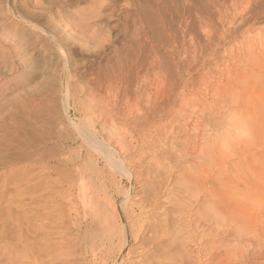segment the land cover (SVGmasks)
I'll return each instance as SVG.
<instances>
[{
	"label": "rangeland",
	"instance_id": "obj_1",
	"mask_svg": "<svg viewBox=\"0 0 264 264\" xmlns=\"http://www.w3.org/2000/svg\"><path fill=\"white\" fill-rule=\"evenodd\" d=\"M200 1L201 0H188V2L187 0H0V264H22V258L24 259L23 264H116V262L118 261V255L116 251L121 244V239L118 236L117 232H115L113 246L111 245L113 249L111 250L102 246H98V248L96 247L93 250H90V246H88V250H85L83 248V244H79V242H77V244L75 245L74 243L69 242V239L83 237L86 233L89 234L88 236L91 235L92 237L95 234L93 229L95 226L92 224L87 211L86 215H84V211L82 210L80 202L77 198L74 199L78 205L76 220L78 222L81 221V229L79 231H77L71 223L70 225L67 224L70 222L69 215H65L66 217L60 215V218H58L59 216L52 217V214H50L51 221L49 219L48 222H45L38 218L37 213L38 210L44 211L45 209L46 211L48 209H51V205H53L51 182L57 177L65 181L66 178L72 179V182L74 184H79L82 179L85 184L88 183V185H90L89 190H91L94 185H99L101 180H103L104 175L109 170H113V172H116H112L116 178L120 177V174H118L119 169L115 164L114 159V157L118 158L117 153H114L115 155H113L112 152L113 157H110V163L109 161L107 162L103 160L101 155H98L96 151H103L105 150V148H102L99 143L90 146L83 140L81 136L82 132H91V129L85 126L86 124L80 120L81 115L79 113H75L72 108L69 109V116L74 121V125L67 120L65 111L63 109V106L66 102L64 100H66L65 98L67 97V94L65 92H67V89L69 88L68 83L74 82L77 91L81 92L80 90H83L84 95H82V98L88 97V99H90L91 94L96 91L93 89V85L95 86L94 83H91V89H93V92L88 87V85H90L89 82H93V80H91L92 75L97 74L100 66L101 68H103L104 65L108 63L107 61L109 59L118 60L117 63L121 64L120 66L122 70L119 66L118 70H121L120 72L123 76L122 81H124L127 85L122 82L120 91L124 90L126 92L127 90L135 88L134 81H141L142 76H144L145 74V69L143 67H139V64L142 60L143 62H146V60H157L161 63L163 62V60L165 62L166 59V61L169 62L178 59V71L182 73L185 70L184 72L187 73H184L183 75H187L188 72H190L185 77L195 79L197 77H200L202 73H204V75L207 76L208 79L212 78L210 80H212L214 84L217 82L216 85H218L220 82L221 85H223V83L226 84L230 82L225 75H221L220 70L222 71L225 67H228L238 71V69L240 68L238 71V76L235 77L237 80L235 78L234 80H232L234 82L236 81L237 83L235 82V84L232 81L230 83L231 86H237V84L239 85L244 83L242 84L243 87L240 85L242 89L240 88L239 90L241 91L243 89H247V96L245 101H243L244 104H242V106L239 104L241 107H233L230 103L227 106V104H224L225 102H223V100L219 98V96L215 93H212L209 96V94L206 95L204 91H200L197 95L199 100H202V97L205 96L206 97L203 99H208L209 97H211L208 99L209 103L212 101L214 103L218 100L222 101L221 104H223V106L226 105L227 109L229 108L228 112H231V110L235 111L234 109H237L238 107V109L241 108V110L239 111L236 110L238 116V121L236 123L237 126L242 124V128L240 127V129L236 126V131H232V133H230L231 126L228 125L229 128H226L228 134L226 133L222 137L220 135L219 138H223L224 140L226 138L228 140L230 139V142H228L227 139L225 141L221 139L218 141L219 143L217 142V145H219V147L216 150V155H213L214 158L212 159L210 164H213V167H211L214 168H211L210 171H213L214 173L216 171H223V176L232 178L229 181L231 183L229 184L228 182L229 186L227 184L225 185V183H227L225 181L223 186L225 185L226 187H220V189L218 190V193H221L222 195L217 193V195H215L217 197L213 195L211 196L213 190H211L212 188L209 184H211L214 173L212 172V175L206 178L205 176H203V172H201V174H199V172L197 175L198 177L193 176L194 179L192 180L194 182L196 179H198L197 185L196 183H194L198 187V190L195 189L196 187H194L190 188L188 192L183 190L178 193V195H190H185L186 199L188 197L191 198L194 195L191 199L189 198L190 206L188 205V207H186L187 210L185 211V213L180 211V208L178 207L176 201L171 200L172 196L174 195L171 192L174 189L178 188L179 185H177L176 183L174 184L173 181L165 183V181L163 180V185L165 184V187L167 185L168 186L165 189L162 186L163 189H160L159 193L157 194V196H159L157 203H161H158V205L156 204V206H154V208L152 207V209L151 207H148L146 205L143 209L144 212L142 214V217L140 219L139 217H137L139 220H136L135 225L131 228L132 233H136L137 236H130L131 240L129 239V242L127 243L129 255H127V252L124 251V256L123 258H121L120 264H161V262H163L162 264H175L176 261V264H200V262L202 264H228V262L229 264H241L240 262H242V264H264V37H262V35L264 34V19H259L260 21L257 22H253L252 20L248 23H238V21L240 20V15L242 18L248 17V11L244 6L245 4H247V0ZM198 3L201 4L199 5ZM261 3L263 7L264 0H261ZM195 5H197L198 7ZM199 6H202V8H200ZM189 8L190 11L193 10L191 12L193 13L191 14V18L189 17V15H187ZM262 10L264 11V7L262 8ZM203 12L206 14H204ZM219 12L221 13V15ZM222 12H225L226 15H224V13ZM21 13L25 17H23ZM192 15H194V18ZM199 15H201V17H199ZM231 16H235L236 20L239 19L237 20V22L235 20L233 22V25L229 22V20H231ZM218 17L220 20L219 22L217 19ZM27 21L30 22L28 23ZM239 24L240 26H238ZM212 26H214L212 28L213 31L211 30ZM233 26H236L235 31H233ZM260 26L263 27L260 28ZM247 28L251 29V33L247 31ZM217 30L219 31L218 36ZM243 33H245V35ZM214 37H217V39H214ZM220 38L223 42H221ZM252 40L256 43H253ZM260 40L263 41L262 45ZM202 41L205 43H202ZM215 42L217 44L219 42V44L217 45L215 44ZM242 45L244 48L242 47ZM250 45H252V49L254 48L253 51L257 54L256 60L255 62H252V59L248 60V62H246L247 64L245 65L244 61H247V54L245 52V49L247 47H251ZM181 46L183 49L181 48ZM202 47L205 50L202 49ZM231 47L233 48L231 49ZM176 48H178L180 52L175 51L178 50ZM238 48H240L241 50ZM172 50L174 51V53L171 52ZM206 50H208V53L206 52ZM187 51H189L190 54L189 52L187 53ZM185 52L187 53V55ZM204 52L206 53V56L211 53L210 55L213 54L214 57L213 55L211 57L209 55V57H206ZM230 53H234L235 55H237V53H240V57L241 55L242 57L238 60H233L230 58ZM185 55L186 57H188V60L186 59ZM190 56H193V58ZM201 57H203L204 60L203 58L201 59ZM103 61L104 63L102 64L101 62ZM98 62L101 65H99ZM209 63L210 65H208ZM189 64L190 66H192L189 68L190 71H188L189 69H186ZM253 64L256 66L254 67ZM258 64L261 65L263 70L262 68L257 67ZM94 65L98 68L95 69ZM247 65L250 66L247 68ZM242 66L245 67L243 68ZM251 66H253L255 70ZM90 67H92L94 70H92V68ZM88 68L89 71L87 72L86 69ZM142 68L144 69V71ZM259 68L262 72L259 70ZM207 69L210 72H207ZM150 71H153V68H151V66L148 72L150 73L149 76L151 75L150 78H153V72ZM218 72L219 74L217 77L215 73L217 74ZM90 73H92V75ZM206 73H208V75H206ZM209 73L212 74L210 75ZM241 73H244L243 76L245 79L243 80V76H240L242 75ZM255 73L256 76L254 77L252 74ZM127 77H129L130 79ZM254 78L256 79V83L258 81V84L255 83ZM88 79L90 80L88 81ZM225 79L227 82L225 81ZM223 80L225 82H223ZM239 80H241L242 82ZM246 82H248L249 84H247ZM79 83L80 86L78 85ZM139 83L136 85L137 90H139L141 86ZM81 84H83V87ZM84 84H86V90ZM100 86L98 92L103 94L104 92L102 91V89L104 87L100 88ZM81 87L83 89H81ZM126 87H128V89H126ZM201 92L204 94H202ZM85 94L87 96H85ZM195 104L197 103L195 102L193 105L189 103L188 107H190H186L187 110L189 109L188 112L190 110H193L197 106ZM245 108L247 109V111ZM243 109H245V111ZM254 109L255 111H253ZM203 113L205 123L221 119L220 117H218L217 119V114L214 116L207 111H204ZM230 116L228 115L225 116L223 120L221 119L223 121V124L225 121L226 127H228L227 123H230V120H228V117ZM239 116L240 120H242L243 123L239 120ZM247 117L252 118L247 119ZM78 119L80 121H78ZM193 123H195V121H193L192 124ZM237 128L239 131H237ZM241 130H243L244 133ZM208 133L213 135L216 133V131L212 130L209 125H206L201 134L203 135L202 138H206ZM169 134L167 133L166 136L165 134L163 135L165 136V138L163 139H165L164 142L166 143H163L164 147L162 152H158L157 150L154 151L155 149L147 148L146 146H139L136 142H134L136 143V146H138V148H135V150H133L134 152L132 150H129L127 155H125L127 161L131 159L132 161H135V164L131 161H128L129 163H131L129 166L127 165V167L128 169H131V173L137 176L135 178L136 184H140L138 186L139 192H137L138 197L140 192L141 196L149 197L150 194H147L149 191L148 187L150 186L149 181H151V178L153 179L152 176L154 175V173H152L154 171H149L147 167L148 165L146 163L144 164L143 162H146L148 159L150 160V158L151 160L148 162L151 163L160 161L162 157H168L170 155L172 151L171 147L173 144L179 143V145H183V139H181L182 137L180 138L181 140L179 142V140L177 141V138L179 139V137L175 133L172 134V132H170ZM201 135H199V137H201ZM170 136L172 139L170 138ZM103 140L106 141L104 137ZM170 140H172V142ZM231 140L233 143L231 142ZM170 143L173 144L171 145ZM200 143L201 146L203 141L201 140ZM185 145V150L187 149L189 151L190 148ZM168 148H170L171 150H168ZM75 149L76 152L78 150V154L75 152ZM144 149L149 153L147 152L146 155L139 154V150L144 151ZM70 150H72L73 152H71ZM164 151H166L167 153ZM222 151H224L225 156L223 155ZM104 152L109 154V152H107L106 150ZM68 153H70L71 155ZM159 153L162 156H158L160 155ZM196 155L197 152L195 155L188 154V156L190 157ZM143 157L146 158L143 159ZM58 158L60 159V161H62H58ZM88 158L89 162L86 163L85 161H87ZM97 158H99L98 161L100 163L96 166L95 160ZM138 158L139 160H137ZM221 161L224 162L222 163ZM62 163H64V165ZM131 164L134 166L132 167ZM82 165H86L85 167H87L88 170ZM136 165L138 166V168ZM139 165L140 167H142V169L139 167ZM235 166L238 168H236ZM75 168H77L78 170H76ZM191 168L193 169V167ZM62 169L65 170L63 171ZM228 169L230 170V173ZM74 170L77 172L74 173ZM226 171H228V173H226ZM234 171H236L237 173L235 172L234 174ZM79 172L84 178H81ZM76 173L78 175H75ZM240 173H242L245 177L243 178V175H241ZM226 174H229V177L226 176ZM237 174L239 175L238 177L236 176ZM142 176L147 177H145L146 179H143L144 177ZM233 176L237 180H235ZM64 177L66 178L64 179ZM121 178H119L122 183L121 189L124 192L125 190H127L126 188H128V183L125 177ZM87 179H89L88 182H86ZM172 179L175 178L173 177ZM185 179L187 180V178ZM202 180L206 183L204 187H199L200 182H203ZM233 180L235 181L234 184H232ZM238 180H241V182H238ZM88 185L86 186L88 187ZM55 187H57V185H53L54 190H56ZM208 187H210V190H208ZM232 187H235V189L239 188V191L233 189ZM231 188L233 190H231ZM121 189L120 193H114V196L117 197L116 199L111 200V207L114 206L115 208H117L119 206V203L121 202V199H124V196H126L121 194ZM142 189L144 191H141ZM193 190L195 192H192ZM196 191H199V195L196 194ZM226 191H228V193ZM232 191L235 192L233 193ZM222 192L225 194V196ZM170 193L172 196H170ZM207 194H210V197H208ZM133 195L134 194L131 195L130 193V195H128V198L130 199V202L134 203V209H136V207H138V205L136 204L138 200L137 197ZM212 197H215V200ZM197 198L199 200H197ZM208 198H210V200ZM224 198L226 199V201ZM207 199L209 200V203L207 205L210 206L211 204V207L213 208H209V206L207 205H205L206 207H204V203L206 201L208 202ZM48 200H51V202H49ZM210 201L214 204L210 203ZM223 202H225L224 204H226V206L223 204ZM139 206L142 207V205ZM195 208L199 210L197 211ZM57 209H61L59 203L57 204ZM210 209L211 211H213L211 212ZM108 210L109 213L111 209ZM203 210L204 212H208L205 214ZM177 212H180L181 214L183 213V217H181L179 213L177 214ZM201 212L205 216L201 214ZM187 213H189L190 216ZM194 213H197L199 217ZM109 214L110 216H113L115 218V221H117L118 223L121 222L120 224L128 220L131 221L135 219L134 214H130L128 215L129 217H127L123 213L122 217L124 218L125 216V219L123 221L119 217L116 218L117 216L115 215V213L110 212ZM186 214L188 215V217ZM71 215L73 216V213H71ZM202 215L205 217H203L205 220L207 218L206 221L202 219ZM177 216H180L182 218L181 221L180 217L178 218ZM61 217H63V219ZM165 217H167V219ZM196 217L201 219H198ZM64 218L68 219V221ZM174 219L177 220L173 221ZM178 220L180 222L183 221V225L180 224V222L178 223ZM191 220L194 222L196 220V224L198 222L199 223L195 225V223ZM200 220H203L204 222L202 221V223ZM162 221L166 223H162ZM175 222V225H179L180 227L176 226L175 228V225H173ZM200 222L203 225L205 224V227L203 225L201 226ZM40 225L42 226L40 227ZM51 225L55 226L52 227ZM236 227L239 229L236 230ZM202 228H206L205 231L202 230ZM163 229H166L165 232L167 231L166 233H168L169 236L171 235L170 238L169 236L165 235L166 233ZM207 229L210 231L207 232V235L203 236V234H206V231H208ZM199 230L202 231L200 232ZM160 231L164 234L158 239L157 235L161 234ZM91 233H93V235ZM182 233H184V236L182 235ZM201 233L203 234L200 236ZM47 239L49 243H55L52 245L56 247L54 248L51 244H48ZM179 239L183 240L184 243H181L183 241ZM178 242H180V245L178 244ZM175 243L178 244L179 247ZM174 244V248L176 246L177 248H179H176V251L173 248ZM46 246H49V248L53 249L54 252L46 251ZM162 247L164 248L162 249ZM64 248H69V251L65 253L62 250H58ZM237 248L239 250L238 252L237 250H235ZM228 249L232 250L233 253L231 252V255L228 254L229 256L227 255L228 257H225L224 255H222V253ZM234 250L237 253L235 255ZM56 251H59V254L56 253ZM177 251L179 253H177ZM183 252L184 254L186 253L185 256L187 258L184 256V254H182ZM239 252H241L242 254L240 253L241 255H238ZM25 254L27 256H25ZM210 255L212 257L218 256V261L217 259L211 260ZM191 256L194 259L193 261L191 259ZM233 256H235L236 258L239 257V259L237 260ZM174 257H177V259L175 260ZM232 257L233 259L235 258L236 263L235 261H233ZM188 258H190L191 260ZM181 259H183V261H181ZM179 260L181 261V263ZM221 260L224 261L221 263ZM212 261H217V263Z\"/></svg>",
	"mask_w": 264,
	"mask_h": 264
},
{
	"label": "bare ground",
	"instance_id": "obj_2",
	"mask_svg": "<svg viewBox=\"0 0 264 264\" xmlns=\"http://www.w3.org/2000/svg\"><path fill=\"white\" fill-rule=\"evenodd\" d=\"M191 1V0H190ZM202 1V0H201ZM200 1V2H201ZM231 1V0H230ZM242 1V0H241ZM187 2H188V0H187ZM196 2V1H195ZM209 2V1H208ZM247 2V4H243L245 7H246V10L248 11V17L247 18H242L241 17V13L239 14L240 16H239V18H240V20L239 19H237V20H239L238 21V23H248V22H250V21H252L253 20V22H257V21H260L259 19H264V11L262 10V8L264 7H262V3H261V0H247L246 1ZM245 2V3H246ZM263 2V1H262ZM203 3V2H202ZM224 3V2H223ZM222 3V4H223ZM243 3V2H242ZM199 4V3H198ZM197 4V5H198ZM201 4V3H200ZM199 4V5H200ZM205 4V3H204ZM188 5V4H187ZM197 5H195V6H197ZM218 5V4H217ZM220 5V4H219ZM216 6V5H215ZM242 6V5H241ZM243 6V7H244ZM198 7V6H197ZM200 8H202V6H199ZM206 7V6H205ZM221 7V6H220ZM224 7V6H223ZM222 7V8H223ZM244 7V8H245ZM262 7V8H261ZM240 8V7H239ZM242 8V7H241ZM196 9V8H195ZM194 9V10H195ZM198 9V8H197ZM208 9V8H207ZM229 10V9H228ZM238 10V9H237ZM245 10V11H246ZM193 11V10H192ZM192 11H190V8H189V11H188V14L187 15H189V17L191 18V14H193V13H191ZM202 11V10H201ZM200 11V12H201ZM218 11V10H217ZM227 11V10H226ZM24 12V11H23ZM28 12V11H27ZM216 12V11H215ZM221 12V11H220ZM219 12V13H220ZM20 13V12H19ZM19 13H18V15H19ZM204 13V12H203ZM222 13H224V15H226L225 14V12H222ZM13 14V13H12ZM22 14V13H21ZM26 14V13H25ZM29 14H31V13H29ZM202 14V13H201ZM204 14H206V13H204ZM211 14V13H210ZM231 14V13H230ZM220 15H221V13H220ZM247 15V14H246ZM22 16H23V14H22ZM193 16V18H194V15H192ZM210 16V15H209ZM214 16H215V14H214ZM21 17V16H20ZM23 17H25V16H23ZM199 17H201V15H199ZM205 17V16H204ZM208 17V16H207ZM206 17V18H207ZM211 17H212V15H211ZM230 17V16H229ZM246 17V16H245ZM187 18H188V16H187ZM214 18V17H213ZM216 18V17H215ZM225 18V17H224ZM227 18V17H226ZM22 19H24V18H22ZM218 19V22L220 21L219 20V17L217 18ZM216 19V20H217ZM230 19V18H229ZM26 20V19H25ZM190 20V19H189ZM188 20V21H189ZM194 20V19H193ZM192 20V21H193ZM211 20V19H210ZM236 20V18H235V16H231V20H229V22L233 25V22ZM237 20H236V22H237ZM28 23L30 22V21H27ZM181 22V21H180ZM217 22V23H218ZM208 23V22H207ZM211 23V22H210ZM221 23V22H220ZM212 24H214V23H212ZM219 24V23H218ZM222 24V23H221ZM203 25H205V24H203ZM207 25V24H206ZM220 25V24H219ZM223 25V24H222ZM253 25V24H252ZM211 26V25H210ZM209 26V27H210ZM238 26H240V24L238 25ZM242 26V25H241ZM248 26H250V25H248ZM256 26V25H255ZM186 27V26H185ZM193 27V26H192ZM203 27V26H202ZM214 26H212L211 27V30L213 31V28ZM220 27V26H219ZM234 28V30L233 31H235V29H236V26H233ZM261 27H263V26H260V28ZM253 28V27H252ZM258 28V27H257ZM218 29V28H217ZM238 29V28H237ZM255 29V28H254ZM258 30V29H257ZM54 31V30H53ZM206 31V30H205ZM210 31V30H209ZM216 31V30H215ZM214 31V32H215ZM247 31L249 32V33H251V29L250 28H247ZM262 31V30H261ZM264 31V30H263ZM262 31V32H263ZM218 30H217V36H218ZM242 32V31H241ZM198 33V32H197ZM206 33V32H205ZM210 33V32H209ZM222 33V32H221ZM232 33V32H231ZM260 33V32H259ZM147 34V33H146ZM211 34V33H210ZM225 34V33H224ZM244 35H245V33H243ZM215 35V34H214ZM242 35V34H241ZM249 35V34H248ZM264 35V34H263ZM262 35V37H264ZM222 36H224V35H222ZM233 36V35H232ZM253 36V35H252ZM228 37V36H227ZM212 38H213V36H212ZM250 38V37H249ZM259 38V37H258ZM198 39V38H197ZM201 39V38H200ZM214 39H217V37H214ZM221 39V38H220ZM219 39V40H220ZM260 39V38H259ZM210 40V39H209ZM218 40V41H219ZM236 40V39H235ZM241 40V39H240ZM254 40V39H253ZM253 40H252V42H253ZM201 41V40H200ZM204 41H206V40H204ZM215 41V40H214ZM213 41V42H214ZM244 41V40H243ZM242 41V42H243ZM261 41V40H260ZM221 42H223L222 41V39H221ZM229 42V41H228ZM248 42V41H247ZM201 43V42H200ZM202 43H205V42H203L202 41ZM211 43V42H210ZM249 43V42H248ZM251 43V42H250ZM253 43H256V42H253ZM262 43H263V41H261V45H262ZM209 44V43H208ZM215 44H217L216 42H215ZM218 44H219V42H218ZM217 44V45H218ZM221 44V43H220ZM234 44V43H233ZM252 44V43H251ZM213 45V44H212ZM211 45V46H212ZM216 45V46H217ZM226 45V44H225ZM244 45V44H243ZM243 45H242V47H243ZM253 45V44H252ZM252 45H250L251 47H247L245 50V52H246V54H247V61H244V63H245V65L247 64L246 62H248V60H251L252 59V62L254 61L255 62V60H256V53L253 51L254 50V48L252 49ZM255 45V44H254ZM260 45V44H259ZM216 46H214V47H216ZM230 46V45H229ZM246 46V45H245ZM264 46V45H263ZM205 47V46H204ZM261 47V46H260ZM181 48H182V46H181ZM211 48V47H210ZM213 48V47H212ZM233 47H231V49H232ZM244 48V47H243ZM262 48V47H261ZM176 49H178V48H176ZM183 49V48H182ZM202 49H204L203 47H202ZM215 49V48H214ZM218 49V48H217ZM224 49V48H223ZM236 49V48H235ZM238 49H240V48H238ZM170 50H171V48H170ZM173 50H175V49H173ZM171 51V52H173L174 53V51ZM181 50V49H180ZM185 50V49H184ZM200 50V49H199ZM205 50V49H204ZM225 50V49H224ZM227 50H228V48H227ZM230 50V49H229ZM241 50V49H240ZM175 51H179V49L178 50H175ZM216 51V50H215ZM218 51H220V50H218ZM223 51V50H222ZM226 51V50H225ZM180 52V51H179ZM179 52H176V53H179ZM189 51H187V53H188ZM193 52V51H192ZM206 52L208 53V50H206ZM213 52V51H212ZM229 52V51H228ZM186 53V52H185ZM187 53H186V55H187ZM219 53V52H218ZM189 54H190V52H189ZM194 54H195V51H194ZM199 54V53H198ZM204 54H205V56H206V53L204 52ZM211 53H209L208 55L211 57L212 55H210ZM245 54V53H244ZM245 54V55H246ZM186 55H185V57H186ZM191 55H193V54H191ZM203 55V54H202ZM207 55V56H208ZM226 55V54H225ZM230 55V58L231 59H233V60H235V59H240L241 57H242V55H241V57H240V53H237V55H235L234 53L232 54V53H230L229 54ZM229 55H227V56H229ZM259 55V54H258ZM195 56V55H194ZM206 56V57H207ZM208 56V57H209ZM222 56V55H221ZM260 56V55H259ZM263 56V55H262ZM184 57V56H183ZM190 57H192L193 58V56H190ZM213 57H214V55H213ZM226 57V56H225ZM177 58V57H176ZM175 58V59H176ZM188 57H186V59H187ZM195 58V57H194ZM203 57H201V59H202ZM212 59V58H211ZM217 59V58H216ZM167 60V59H166ZM165 60V62H164V60H163V62H161L160 63V61H157V60H152V61H150V60H146V62H143V60L141 61V63L139 64V67H143L144 69H145V74H144V76H142V78H141V81H134L135 82V88H132V89H130V90H127L126 92L124 91V93H123V91L121 90L120 91V87H122V82H124V81H122L123 80V76H122V74H121V64L119 63H117L118 62V60H115V59H113V60H111V59H109L107 62L108 63H106L105 65H104V67L103 68H101V66H100V69L97 71V74H93L92 75V73H90L91 75H92V78H91V80H93V82H89V84L90 85H88V87L91 89L92 88V84L91 83H94L95 84V86L93 85V89L94 90H96V91H94L93 92V89H91L92 90V94H91V98L90 99H88V97H86V98H82V95H84L83 94V90H80L81 92H79V91H77L76 90V88H75V85H74V82H72V83H68V86H69V88L67 89L68 91L67 92H65L66 94H67V97L65 98L66 100H64V101H66L65 102V104H64V106H63V109H64V111H65V115H66V117H67V120L68 121H70L72 124H74L75 125V123H74V121L72 120V118H70V116H69V109L70 108H72L73 109V111H75V113H79L80 115H81V118H80V120L82 121V122H84L86 125L85 126H87V127H89L90 129H91V132L90 133H88V132H82L81 133V136H82V138H83V140L86 142V143H88V145H93V144H100L101 146H102V148L104 147L105 148V150L107 151V152H109V154L108 153H106V152H104L105 150H103V151H96L97 153H98V155H101V157L103 158V160H105V161H109V163H110V157H113L112 156V152H113V155H115L114 153H117V156H118V158H115L114 157V159H115V164L117 165V167H118V169H119V173H118V170H117V173L118 174H120L119 176V178H121V177H125L126 179H127V183H128V188H126L127 190H125L124 192H123V190L121 189V186H122V183H121V180L119 179V178H116L114 175H113V173H116V172H113V170L112 171H108L105 175H104V177H103V180H101V182L99 183V185H94L93 187H92V189L91 190H89V186L90 185H88V183L87 184H85V182L81 179V181H80V183L79 184H74L73 182H72V179H68V178H66V177H64V179L66 178V181L65 180H61V178H59V177H57L55 180H52V182H51V189H52V204L53 205H51V209H48V210H46L45 211V209H44V211H42V210H38V218L39 219H41L42 221H45V222H48L49 221V219H50V214H52V217H56V216H59L58 218H60V215H62V216H65V215H69L70 217H69V219H70V222L69 223H67V224H69L70 225V223L75 227V229L77 230V231H79L80 229H81V221L80 222H78L77 220H76V218H77V213H78V205H77V203H76V201H75V199L77 198L78 200H79V202H80V206H81V208H82V210L84 211V215H86V213L88 212V216H89V218L91 219V221H92V224L95 226H93L94 228V236L92 237L91 235L90 236H88L89 234H84V236L83 237H79V238H73V239H69V242H71V243H74L75 245L77 244V242H79V244H83L84 245V249L85 250H88V246H90V250H93V249H95L96 247L98 248V246H102V247H105V248H107V249H109V250H111V249H113V240L115 239V232H117V234H118V236L120 237V239H121V244H120V246L117 248V255H118V261L116 262V264H120L121 263V258H123V253H124V251H126L127 253V255H129V251H128V248H127V243L129 242V239H130V236L131 237H133V236H137V234L136 233H132V227L135 225V222H136V220H139L141 217H142V214H143V209L145 208V206L147 205L148 207H151V209H152V207L154 208V206H156V204L158 205V203H157V200L159 199V196H157V194L159 193V191H160V189H163V187H164V189L165 188H167V186L165 187L164 185H163V180L165 181V183L166 182H171V181H173V183L175 184H177V185H179L178 186V188H176L175 186V188L176 189H174L171 193L172 194H174L173 196L171 195V193H170V196H172V199L171 200H174V201H176V203H177V205H178V207L180 208V211L181 212H185L186 210H187V208L186 207H188V205L190 204L189 203V200L194 196H192L191 198L190 197H188L187 199H186V197H185V195H188V194H182V195H178V193L179 192H181V191H186V192H188V190H190V188H194V187H196L195 189H197L198 190V187L196 186L197 185V181H198V179H196L194 182L192 181L194 178H193V176L195 177V176H197L198 175V173L199 174H201V172H203V176H205L206 178L207 177H209V176H211L212 175V172L213 171H210L211 170V168L213 167L212 165H210L211 164V161H212V159L214 158V156L216 155V150L218 149V147H219V145H217V142L219 141V140H224L223 138H219L220 137V135H221V137L223 136V135H225L226 133H227V129L226 128H229V126H231V128H230V133H232V131H236V126H237V121H238V116H237V111H239V110H241V108L240 109H238L239 107H241L242 106V104H244L243 103V101H245V99H246V96H247V89L246 90H239L240 88H241V86H242V84H244V83H242V84H237V86H240V87H237V86H235V85H232L231 86V81L232 80H234V78L235 77H237L238 76V71H239V69H238V71L237 70H234V69H231V68H228V67H225L222 71L220 70V72H221V75H225L227 78H228V80L230 81L229 83H226V84H224L223 83V85H221L220 83L218 84V85H216V83L214 84L213 83V81L212 80H210V79H212V78H210V79H208L207 78V76H205L204 75V73H202V75L200 76V77H197L196 75V77L197 78H188V77H185V76H187L190 72H188V74L186 75H183L184 73H187V72H182V73H180L179 71H178V69H179V62H178V59L177 60H175V61H166ZM180 60V59H179ZM188 60V59H187ZM190 60H193V59H190ZM198 60V59H197ZM197 60H195V61H197ZM203 60H204V58H203ZM206 60V59H205ZM181 61V60H180ZM183 61V60H182ZM209 61V60H208ZM96 62V61H95ZM168 62V63H167ZM186 62V61H185ZM228 62V61H227ZM230 62V61H229ZM261 62V61H260ZM259 62V63H260ZM97 63V62H96ZM99 63V62H98ZM102 64L104 63V61L103 62H101ZM134 63V62H133ZM188 63V62H187ZM190 63H192V62H190ZM236 63V62H235ZM234 63V64H235ZM238 63V62H237ZM249 63H250V61H249ZM67 64V63H66ZM197 64V63H196ZM195 64V65H196ZM221 64V63H220ZM257 64V63H256ZM93 65V64H92ZM99 65H101L100 63H99ZM132 65V64H131ZM135 65V64H134ZM194 65V66H195ZM208 65H210V63L208 64ZM212 65V64H211ZM214 65V64H213ZM215 65H217V64H215ZM223 65V64H222ZM243 65V64H242ZM254 65V64H253ZM98 66V65H97ZM118 66L120 67V71L118 70ZM137 66V65H136ZM150 66H151V68H153V71H150V72H153V74H152V77L153 78H150L151 77V75L149 76V72H148V70H149V68H150ZM198 66V65H197ZM221 66V65H220ZM250 66V65H249ZM248 65H247V68L249 67ZM256 65H254V67H255ZM263 66H264V64H263ZM93 67V66H92ZM92 67H90V68H92ZM94 67H95V65H94ZM132 67H134V66H132ZM190 67H192V66H190V64H189V66L186 68V69H189ZM206 67V66H205ZM210 67V66H209ZM215 67V66H214ZM243 67V66H242ZM245 67V66H244ZM243 67V68H244ZM252 68H253V66H251ZM257 67H260V68H262L261 67V65H257ZM96 68H98V67H95V69ZM124 68V67H123ZM129 68H131V67H129ZM137 68V67H136ZM135 68V69H136ZM142 68V69H143ZM211 68V67H210ZM221 68V67H220ZM243 68H242V70H243ZM260 68H259V70H260ZM144 69H143V71H144ZM182 69H184V68H182ZM195 69V68H194ZM254 69V68H253ZM252 69V70H253ZM87 70V72L89 71V68L88 69H86ZM85 70V71H86ZM92 70H94L93 68H92ZM244 70H247V69H244ZM255 70V69H254ZM262 70H263V68H262ZM135 71V70H134ZM138 71V70H137ZM136 71V72H137ZM142 71V72H143ZM188 71H190V69L188 70ZM207 72H210L208 69L206 70ZM241 71V70H240ZM261 71V70H260ZM84 72V71H83ZM87 72H86V74H87ZM90 72H91V70H90ZM93 72V71H92ZM213 72V71H212ZM244 72V71H243ZM262 72V71H261ZM264 72V71H263ZM96 73V72H95ZM135 73V72H134ZM240 73V72H239ZM248 73H249V71H248ZM138 74V73H137ZM210 74V73H209ZM212 74V73H211ZM210 74V75H211ZM214 74V73H213ZM218 74H219V72L216 74L215 73V75H217V77H218ZM242 75H240V76H243V74L244 73H241ZM85 75V74H84ZM89 75V74H88ZM133 75V74H132ZM140 75V74H139ZM142 75V74H141ZM192 75V74H191ZM206 75H208V73H206ZM250 75V74H249ZM254 77L256 76V73L255 74H252ZM126 76V75H125ZM239 76V77H240ZM251 76V75H250ZM249 76V77H250ZM252 76V77H253ZM258 76H260V75H258ZM264 76V75H263ZM138 77V76H137ZM136 77V78H137ZM191 77V76H190ZM212 77V76H211ZM217 77H216V79H217ZM249 77H248V79H249ZM72 78V77H71ZM127 78H129V77H127ZM132 78V77H131ZM221 78V77H220ZM94 79H95V82H94ZM130 79V78H129ZM215 79V78H214ZM236 79V78H235ZM243 79H245L244 78V76H243V78H242V80ZM90 79H88V81H89ZM139 80H140V78H139ZM237 80V79H236ZM247 80V79H246ZM254 80H255V83H256V79L254 78ZM71 81V80H70ZM128 81V80H127ZM129 81H132V80H129ZM219 81V80H218ZM222 81V80H221ZM225 81H226V79H225ZM224 80H223V82H225ZM239 81H241V80H239ZM249 81V80H248ZM227 82V81H226ZM232 82H234V81H232ZM236 82V81H235ZM234 82V83H235ZM242 82V81H241ZM240 82V83H241ZM252 82V81H251ZM254 82V81H253ZM125 83V82H124ZM129 83V82H128ZM133 83V82H132ZM140 84L141 86H140V89L139 90H137V88H136V85L137 84ZM237 83V82H236ZM235 83V84H236ZM247 84H249L248 82H246ZM256 84H258V81H257V83ZM79 86H80V83L78 84ZM82 85V87H83V84H81ZM101 85V86H100ZM125 85H127L126 83H125ZM67 86V85H66ZM86 86V84H84V87ZM99 86H100V88H102V87H104L103 89H102V91L104 92L103 94H101L100 92H98V90H99ZM203 86V87H202ZM234 86V87H233ZM245 86V85H244ZM81 87V89H83ZM243 87V86H242ZM78 88V87H77ZM235 88H236V91H235ZM245 88H247V87H245ZM88 89V88H87ZM126 89H128V87H126ZM238 89V90H237ZM242 89V88H241ZM254 89H255V87H254ZM79 90V89H78ZM85 90H86V87H85ZM84 90V91H85ZM89 90V89H88ZM90 91V90H89ZM200 91H204V93L207 95V94H209V96L212 94V93H215L216 95H218L219 96V98H221L222 100H223V102H225L224 104H227V106L229 105V103L234 107V106H239L237 109L235 108L234 110L235 111H232L231 110V112L229 111L228 112V110H229V108L227 109V106L225 105V106H223V104H221V102L222 101H220V100H218V101H216V102H214L213 103V101L212 102H208V99L209 98H211V97H209L208 99H203V98H205V97H202V100H199L198 99V97H197V95H198V93L200 92ZM87 92V91H86ZM254 92V91H253ZM88 93V92H87ZM202 93V92H201ZM204 93H202V94H204ZM249 95H250V93H249ZM85 96H87L86 94H85ZM89 96V95H88ZM201 97V96H200ZM199 97V98H200ZM214 97H215V95H214ZM252 98V97H251ZM254 98V97H253ZM201 99V98H200ZM217 99V98H216ZM215 99V100H216ZM211 100H213V99H211ZM197 103V104H195V105H197L193 110H190L189 112H188V110H187V108L186 107H188V105H189V103H191L192 105L194 104V103ZM256 102H258V101H256ZM241 106H240V105ZM246 104V103H245ZM257 105V104H256ZM259 105V104H258ZM190 107V106H189ZM188 107V108H189ZM224 107H226V108H224ZM260 107V106H259ZM246 109V108H245ZM245 109H243L244 111H245ZM237 110V111H236ZM197 111V112H196ZM204 111H207V112H209L211 115H216L217 114V119H218V117H220L222 120H223V118L225 117V116H230V117H228V120H230V123L228 124L227 123V126L228 127H226V124H225V121H224V124H223V121L220 119H218L216 122L215 121H213V122H208V123H205V118H204ZM246 111H247V109H246ZM253 111H255V109L253 110ZM241 112V111H240ZM239 112V113H240ZM250 113V112H249ZM248 113V114H249ZM207 114V113H206ZM210 114H209V116H210ZM239 115V114H238ZM244 115V114H243ZM251 115V114H250ZM207 117H208V115H207ZM78 118V117H77ZM210 118V117H209ZM214 118V117H213ZM212 118V119H213ZM227 118V117H226ZM230 118V119H229ZM249 117H247V119H248ZM252 118V117H251ZM251 118H249V119H251ZM247 119H246V121H247ZM55 120V119H54ZM56 120H58V119H56ZM79 119H78V121H80ZM209 120H211V119H209ZM239 120H240V116H239ZM193 121H195V123H193L192 124V122ZM240 121H242V120H240ZM245 121V122H246ZM57 122V121H56ZM69 122V123H70ZM228 122V121H227ZM242 123H243V121H242ZM78 124V123H77ZM81 124H83V123H81ZM251 124V123H250ZM54 125V124H53ZM206 125H209L210 127H211V129L212 130H214V131H216V133L215 134H213V135H211V134H207V137L206 138H202V136L204 135V133H203V135H201L202 134V131L205 129V126ZM241 125V126H240ZM240 125H238L237 127L238 128H242V124H240ZM69 126V125H68ZM243 126H245V125H243ZM248 126H250V125H248ZM74 127V126H73ZM82 127V126H81ZM80 127V128H81ZM78 128V127H77ZM85 128V127H84ZM238 128H237V131H239L238 130ZM240 128V129H241ZM207 129V128H206ZM246 129V128H245ZM87 130V129H86ZM242 132H243V130H241ZM247 131V130H246ZM79 132V131H78ZM81 132V131H80ZM170 132H172V134L173 133H175L178 137H179V139L177 138V141L179 140V142H180V140L181 139H183L182 140V143H183V145H179V143L178 144H173V143H170L171 145H172V147H171V149H172V151H171V153H170V155L168 156V157H162V159L160 160V161H156V162H148V161H150L151 160V158H150V160L148 159L146 162H143L144 164L146 163L148 166V169H149V171L150 170H152V171H154V172H152V173H154V175L152 176L153 177V179L151 178H149L151 181H149L150 182V188L148 187V189H149V191H148V193L147 194H150L149 195V197H144V196H141L140 194H141V192H140V194H139V197H138V195H137V192H139L138 191V186L140 185H137L136 184V182H135V178L137 177L135 174H133V173H131L130 172V170L131 169H128V167H127V165L129 166L130 165V163L131 162H133L134 164H135V161H132V159L131 160H128V161H131L130 163L127 161V159H126V156L125 155H127V153H128V151L129 150H135V148H138V146H136V143L140 146V145H142V146H146L147 148H151V149H155L154 151H158V152H162V150H163V147H164V145H163V143H166V142H164V140L165 139H163V138H165V136H166V134L168 133H170ZM229 132V131H228ZM71 133V132H70ZM241 133V132H240ZM244 133V132H243ZM72 134V133H71ZM80 134V133H79ZM165 134V136H163ZM228 134V133H227ZM236 134V133H235ZM170 135V134H169ZM199 135H201V137H199ZM215 135V136H214ZM234 135V134H233ZM233 135H232V137H233ZM240 135V134H239ZM176 136V137H177ZM238 136V135H237ZM103 137L106 139V141L105 140H103ZM133 137V138H132ZM182 137V138H181ZM228 137H229V135H228ZM168 138H169V136H168ZM168 138H167V140H168ZM170 138H171V136H170ZM181 138V139H180ZM219 138V139H218ZM235 138H236V136H235ZM163 139V140H162ZM172 139V138H171ZM227 139V138H226ZM225 139V140H226ZM234 139V138H233ZM73 140V139H72ZM203 141V143H202V145L200 146V141ZM224 140V141H225ZM228 140V139H227ZM163 141V142H162ZM171 142H172V140H170ZM224 141H221V142H224ZM134 142H136V143H134ZM228 142H230V139L228 140ZM231 142H232V140H231ZM241 142V141H240ZM82 143V142H81ZM219 143V142H218ZM233 143V142H232ZM234 143H236V142H234ZM186 144V145H185ZM230 144V143H229ZM228 144V145H229ZM82 145V144H81ZM184 145L185 146H188V148H190L189 149V151L186 149L185 150V148L186 147H184ZM231 145V144H230ZM235 145V144H234ZM83 146H84V144H83ZM169 146V145H168ZM81 147V146H80ZM100 147V146H99ZM226 147V146H225ZM236 147V146H235ZM93 148V147H92ZM143 148V147H142ZM233 148V147H232ZM170 148H168V150H169ZM170 149V150H171ZM234 149V148H233ZM166 150V149H165ZM167 150V151H168ZM237 150V149H236ZM71 152H73L72 150H70ZM92 151V150H91ZM94 151V150H93ZM131 151V152H132ZM235 151V150H234ZM75 152H76V149H75ZM77 152H78V150H77ZM76 152V153H77ZM85 152H86V150H85ZM134 152V151H133ZM148 151L147 150H145L144 149V151H142V150H139V154H141V155H146V153H147ZM164 152H166V151H164ZM196 152H197V155L196 156H188V154H196ZM223 152V155H224V151H222ZM95 153V152H94ZM130 153V152H129ZM149 153V152H148ZM167 153V152H166ZM68 154H70V153H68ZM78 154V153H77ZM135 154H137V153H135ZM138 154V155H139ZM152 154V153H151ZM156 154V153H155ZM160 154V153H159ZM162 154H164V153H162ZM217 154H218V152H217ZM71 155V154H70ZM97 155V156H98ZM134 155V154H133ZM214 155V156H213ZM228 155V154H227ZM232 155V154H231ZM230 155V156H231ZM76 156V155H75ZM140 156V155H139ZM139 156H137V157H139ZM155 156V155H154ZM158 156H162L161 154L160 155H158ZM225 156V155H224ZM229 156V157H230ZM99 157V156H98ZM219 157V156H218ZM227 157V156H226ZM225 157V158H226ZM245 157V156H244ZM243 157V158H244ZM249 157V156H248ZM77 158V157H76ZM85 158V157H84ZM101 158V159H102ZM131 158V157H130ZM129 158V159H130ZM133 158V157H132ZM146 158V157H145ZM144 157H143V159H145ZM59 159V158H58ZM64 159V158H63ZM92 159V158H91ZM98 159L99 158H97L96 160H95V165L97 166V164H99L100 162L98 161ZM142 159V158H141ZM160 159V158H159ZM159 159H157V160H159ZM241 159V158H240ZM69 160V159H68ZM67 160V161H68ZM87 160V159H86ZM137 160H139V158L137 159ZM243 160V159H242ZM241 160V161H242ZM58 161H60V159L58 160ZM62 161V160H61ZM60 161V162H61ZM64 161H66V160H64ZM113 161V160H112ZM141 161V160H140ZM145 161V160H144ZM246 161V160H245ZM86 163L87 162H89V158H88V160L87 161H85ZM84 162V163H85ZM137 162V161H136ZM148 162V163H147ZM216 162V161H215ZM222 162V161H221ZM224 162V161H223ZM222 162V163H223ZM226 162V161H225ZM236 162V161H235ZM238 162V161H237ZM69 163V162H68ZM106 163V162H105ZM132 163V164H133ZM140 163V162H139ZM234 163V162H233ZM240 163V162H239ZM242 163V162H241ZM63 165H64V163H62ZM71 164V163H70ZM89 164V163H88ZM131 164V165H132ZM231 164V163H230ZM235 164V163H234ZM233 164V165H234ZM238 164V163H237ZM87 165V164H86ZM85 165V166H86ZM236 165V164H235ZM83 166V165H82ZM85 166H83V167H85ZM114 166V165H113ZM134 165H132V167H133ZM137 166V165H136ZM145 166V165H144ZM212 166V167H211ZM62 167H64V166H62ZM70 167V166H69ZM80 167V166H79ZM116 167V166H115ZM139 167H140V165H139ZM191 167H193V169L191 168ZM221 167V166H220ZM219 167V168H220ZM230 167H231V165H230ZM236 167V166H235ZM67 168V167H66ZM71 168V167H70ZM86 169H87V167H85ZM104 168V167H103ZM137 168H138V166H137ZM141 169H142V167H140ZM222 168V167H221ZM236 168H238V167H236ZM73 169V168H72ZM76 170H78L77 168H75ZM84 169V168H83ZM91 169V168H90ZM94 169H95V167H94ZM105 169V168H104ZM198 169V170H197ZM212 169H214V168H212ZM225 169H227V168H225ZM224 169V170H225ZM230 169V168H229ZM228 169V170H229ZM243 169V168H242ZM247 169V168H246ZM63 170V169H62ZM65 170V169H64ZM63 170V171H64ZM88 170V169H87ZM92 170V169H91ZM135 170V169H134ZM191 170H192V174H191ZM220 170V169H219ZM235 170V169H234ZM61 171V170H60ZM136 171V170H135ZM187 171V172H186ZM237 171V170H236ZM236 171H234V174H235V172ZM57 172V171H56ZM75 172H77V171H75L74 170V173ZM94 172H95V170H94ZM96 172H99V171H96ZM113 172V173H112ZM138 172V171H137ZM140 172V171H139ZM143 172V171H142ZM141 172V173H142ZM166 174H165V173ZM185 172H186V174H185ZM246 172V171H245ZM249 172V171H248ZM59 173H61V172H59ZM65 173V172H64ZM68 173V172H67ZM66 173V174H67ZM70 173H71V171H70ZM83 173H84V170H83ZM82 173V174H83ZM214 173V172H213ZM226 173H228V171H226ZM229 173H230V170H229ZM237 173V172H236ZM238 173H239V171H238ZM65 174V175H66ZM79 174H80V176H81V178H84V177H82V175H81V173L79 172ZM87 174V173H86ZM85 174V175H86ZM90 174V173H89ZM92 174V173H91ZM147 174V173H146ZM151 174V173H150ZM149 174V175H150ZM209 174V175H208ZM222 174H224L223 173V171H221V172H219V171H216L215 173H214V177L212 178V180H211V184H209V185H211L210 187L212 188L211 190H213L212 191V194H211V196L213 195V196H215V195H217V193H218V190L220 189V187H223V188H225L226 186V184L229 186V184L231 183V182H229L230 181V179H232V178H230L228 175L229 174H226V176H228L229 178H227V177H225V176H223ZM241 175H243L242 173H240ZM75 175H78L77 173L75 174ZM96 175V174H95ZM100 175V174H99ZM117 175V174H116ZM144 175V174H143ZM149 175H147V176H149ZM232 175V174H231ZM62 176V175H61ZM60 176V177H61ZM67 176V175H66ZM147 176H145V177H147ZM235 176V175H234ZM234 176H233V178H234ZM237 177L239 176L238 174L236 175ZM69 177V176H68ZM75 177V176H74ZM74 177H72V178H74ZM89 177H90V175H89ZM98 177V176H97ZM140 177V176H139ZM142 177H144V176H142ZM143 178V179H146V178ZM149 177H151V176H149ZM175 178V179H172V178ZM198 177V176H197ZM200 177V176H199ZM202 177V176H201ZM232 177V176H231ZM243 178L245 177L244 175L242 176ZM241 177V178H242ZM55 178V177H54ZM80 178V177H79ZM78 178V179H79ZM99 178V177H98ZM185 178H187V180L185 179ZM205 178V179H206ZM242 178V179H243ZM77 179V180H78ZM91 179V178H90ZM122 179V178H121ZM148 179V178H147ZM166 179V180H165ZM235 180H237L236 178H234ZM240 179V178H239ZM30 180V179H29ZM201 180V179H200ZM74 181V180H73ZM86 181V180H85ZM89 181V179H87V181L86 182H88ZM137 181V180H136ZM203 181V180H202ZM227 182V183H225V187L223 186V184H224V182ZM251 181V180H250ZM79 182V181H78ZM95 182V181H94ZM140 182V181H139ZM142 182V181H141ZM148 182V181H147ZM148 182V183H149ZM228 182H229V184H228ZM234 180H233V183L232 184H234ZM238 182H241V180L239 181L238 180ZM243 182V181H242ZM194 183H196V185L194 184ZM205 181H203V182H200V184H199V187L201 186V187H204V185H205ZM89 184H91V183H89ZM94 184V183H93ZM145 184V183H144ZM171 184V183H170ZM182 184V185H181ZM53 185L55 186V185H57V187L59 188H57V187H55L56 188V190H54V188H53ZM86 185H88V187L86 186ZM190 185H191V187H190ZM244 185V184H243ZM163 186V187H162ZM208 186V185H207ZM231 186V185H230ZM236 186H238V185H236ZM235 186V187H236ZM145 187V186H144ZM210 187H208V190H210L209 188ZM235 187L233 188V189H235ZM142 188V187H141ZM146 188V187H145ZM171 188V187H170ZM231 188V190H233ZM245 188V187H244ZM76 189V190H75ZM120 189L122 190V193L121 194H123V195H126V196H124V199H121V202L119 203V206L117 207V208H115L114 206L113 207H111V200H114V199H116V197L114 196V193H120L121 191H120ZM124 189V188H123ZM169 189V188H168ZM222 189V188H221ZM239 189V188H238ZM237 188L235 189V190H238ZM75 190V191H74ZM172 190V189H171ZM200 190V189H199ZM231 190H228V191H231ZM141 191H144L143 189L141 190ZM147 191V190H146ZM162 191V190H161ZM168 191V190H167ZM220 191H222V190H220ZM228 191H226L227 193H228ZM239 191V190H238ZM50 192V191H49ZM163 192V191H162ZM161 192V193H162ZM192 192H195L194 190L192 191ZM197 192V191H196ZM199 192V191H198ZM198 192L196 193V194H198ZM202 192V191H201ZM205 192V191H204ZM210 192V191H209ZM233 192V191H232ZM235 192V191H234ZM233 192V193H234ZM130 193H131V195L132 194H134L133 196H136L137 197V200H138V202L136 203L137 205H138V207H136V209H134V203H132V202H130V199L128 198V195H130ZM207 193V192H206ZM223 193V192H222ZM163 194V193H162ZM161 194V195H162ZM165 194H166V192H165ZM181 194V193H180ZM210 194H207L208 195V197H210L209 195ZM218 194H220V195H222L221 193H218ZM146 195V194H145ZM192 195V194H191ZM199 195V194H198ZM223 195L225 196V194L223 193ZM167 196V195H166ZM188 196H190V195H188ZM201 196V195H200ZM224 196H222V197H224ZM198 197V196H197ZM215 197H217V196H215ZM215 197L213 198L214 200H215ZM237 197V196H236ZM50 198V197H49ZM75 198V199H74ZM167 198H169V197H167ZM190 198V199H189ZM194 198H196V197H194ZM193 198V199H194ZM204 198V197H203ZM60 199V200H59ZM161 199V198H160ZM165 199H166V197H165ZM164 199V200H165ZM192 199V200H193ZM206 199V198H205ZM209 200H210V198H208ZM207 199V200H208ZM219 199V198H218ZM225 199V198H224ZM236 199H238V198H236ZM197 200H199L198 198H197ZM209 200H208V202L205 204L204 203V207H206L205 205H207L208 203H209ZM220 200V199H219ZM41 201V200H40ZM49 201V200H48ZM120 201V200H119ZM166 201V200H165ZM194 201V200H193ZM195 201H196V199H195ZM225 201H226V199H225ZM227 201H228V199H227ZM230 201V200H229ZM42 202V201H41ZM44 202H46V201H44ZM49 202H51V200L49 201ZM116 202V201H115ZM135 202H136V200H135ZM167 202H168V200H167ZM170 202H172V201H170ZM169 202V203H170ZM191 202V201H190ZM221 202V201H220ZM60 204V206H61V209L60 210H58L57 209V204ZM161 203V202H160ZM159 203V204H160ZM174 203V202H173ZM191 203H193V202H191ZM198 203V202H197ZM210 203H212L211 201H210ZM225 202H223V204H224ZM228 203H230V202H228ZM39 204H41V203H39ZM185 204V205H184ZM194 204V203H193ZM196 204V203H195ZM212 204H214V203H212ZM223 204H221V205H223ZM116 205V204H115ZM139 205H142V207H140ZM177 205H175V206H177ZM183 205V206H182ZM221 205H220V207H221ZM225 206H226V204H224ZM161 206V205H160ZM190 206V205H189ZM207 206H209V205H207ZM217 206V205H216ZM164 207V206H163ZM177 207V208H178ZM211 207V204H210V206H209V208ZM218 207H219V205H218ZM49 208V207H48ZM159 208V207H158ZM162 208V207H161ZM192 208H194V207H192ZM198 208V207H197ZM208 208V207H207ZM208 208V209H209ZM211 208H213V207H211ZM224 208H226V207H224ZM40 209V208H39ZM108 209H111V211L110 212H113V213H115V215L117 216L116 218H121L122 219V221L125 219V216H124V218L122 217L123 216V213L127 216V217H129L128 215H130V214H134L135 215V219L134 220H128V221H126V222H123L122 224H120V223H118L117 221H115V218L113 217V216H110V212L108 213ZM149 209V208H148ZM189 209V208H188ZM191 209V208H190ZM196 209V208H195ZM203 209V208H202ZM81 210V209H80ZM153 210H155V209H153ZM153 210H151V211H153ZM161 210V209H160ZM164 210V209H163ZM197 211L199 210V209H196ZM217 210V209H216ZM227 210H228V207H227ZM87 211V212H86ZM157 211H158V209H157ZM162 211V210H161ZM177 211V210H176ZM179 211V210H178ZM210 211H211V209H210ZM209 211V212H210ZM213 211V210H212ZM211 211V212H212ZM163 212V211H162ZM167 212V211H166ZM174 212V211H173ZM196 212V211H195ZM203 212H204V210H203ZM208 212V211H207ZM207 212H204L205 214L207 213ZM36 213V214H37ZM71 213H73V216L71 215ZM80 213V212H79ZM158 213V212H157ZM171 213H172V211H171ZM179 213V215H181V217H183L182 215H183V213L181 214L180 212H177V214ZM186 213V212H185ZM184 213V214H185ZM192 213V212H191ZM219 213V212H218ZM232 213V212H231ZM164 214H165V211H164ZM187 214H189V213H187ZM186 214V215H187ZM193 214V213H192ZM191 214V215H192ZM194 214H196V215H198L197 213H194ZM200 214V213H199ZM201 214H203L202 212H201ZM217 214V213H216ZM79 215V214H78ZM111 215H112V213H111ZM114 215V216H115ZM173 215V214H172ZM176 215V214H175ZM195 215V216H196ZM204 215V214H203ZM202 215V219H204L205 217V215L203 216ZM189 216H190V214H189ZM193 216V215H192ZM191 216V217H192ZM209 216V215H208ZM207 216V217H208ZM66 217V216H65ZM85 217V216H84ZM132 217V216H131ZM137 217H139V219L137 218ZM178 217V216H177ZM180 217V216H179ZM178 217V218H179ZM180 217V221H181V218ZM185 217V216H184ZM187 217H188V215H187ZM198 217H199V215H198ZM198 217H196V218H198ZM201 217V216H200ZM204 217V218H203ZM218 217V216H217ZM244 217V216H243ZM62 219H63V217H61ZM79 218V217H78ZM86 218V217H85ZM164 218V217H163ZM166 219H167V217H165ZM186 218V217H185ZM185 218H184V220H185ZM193 218V217H192ZM195 218V217H194ZM65 219V218H64ZM158 219V218H157ZM198 219H201V218H198ZM219 219V218H218ZM65 220H67L68 221V219H65ZM116 220H119V219H116ZM155 220V219H154ZM177 220V219H176ZM175 219L173 220V221H176ZM187 220H189V219H187ZM205 220V219H204ZM206 220H207V218H206ZM205 220V221H206ZM233 220V219H232ZM237 220V219H236ZM241 220H243V219H241ZM38 221V220H37ZM50 221H51V219H50ZM62 221V220H61ZM179 220H178V223L180 222ZM192 221V220H191ZM199 221V220H198ZM201 222L203 221V220H200ZM210 221V220H209ZM239 221V220H238ZM183 222V221H182ZM182 222H180V224H182ZM186 222V221H185ZM188 222V221H187ZM192 222H194V221H192ZM195 222H196V220H195ZM194 222V223H195ZM200 222V223H201ZM204 222V221H203ZM202 222V223H203ZM52 223V222H51ZM62 223V222H61ZM162 223H166V222H163L162 221ZM189 223V222H188ZM193 223V224H194ZM199 223V222H198ZM197 223V224H198ZM201 223V226L203 225ZM220 223V222H219ZM49 224V223H48ZM55 224V223H54ZM66 224V223H65ZM171 224V223H170ZM176 224V222L173 224V225H175ZM196 223H195V225H197ZM46 225V224H45ZM172 225V224H171ZM183 225V224H182ZM184 225H185V223H184ZM207 225V224H206ZM218 225V224H217ZM216 225V226H217ZM42 225H40V227H41ZM52 226V225H51ZM55 226V225H54ZM54 226H52V227H54ZM176 226L178 227L179 225H175V228H176ZM186 226H187V224H186ZM185 226V227H186ZM189 226V225H188ZM193 226V225H192ZM200 226V225H199ZM198 226V227H199ZM204 227H205V224L203 225ZM208 226V225H207ZM210 226V225H209ZM215 226V227H216ZM219 226H221V225H219ZM48 227H50V226H48ZM180 227V226H179ZM211 227V226H210ZM214 227V226H213ZM228 227V226H227ZM237 227H239V226H237ZM236 227V230L237 229H239V228H237ZM46 228V227H45ZM194 228H197V227H194ZM207 228V227H206ZM205 228V229H206ZM209 228V227H208ZM229 228V227H228ZM43 229V228H42ZM159 229V228H158ZM199 229H201V228H199ZM205 229L204 228H202V230H204L205 231ZM217 229H218V227H217ZM220 229H221V227H220ZM243 229V228H242ZM164 230V229H163ZM162 230V231H163ZM166 230V229H165ZM165 230H164V232H165ZM168 230V229H167ZM170 230V229H169ZM171 230H173V229H171ZM181 230V229H180ZM182 230H183V228H182ZM201 230V231H202ZM208 230V229H207ZM211 230H213V229H211ZM158 231V230H157ZM200 231V230H199ZM200 231V232H201ZM210 230H208V231H206V234L204 233H201L200 234V236L203 234V236H205V235H207V232H209ZM229 231V230H228ZM161 232V231H160ZM159 232V233H160ZM167 232V231H166ZM165 232V233H166ZM180 232V231H179ZM186 232V231H185ZM224 232V231H223ZM177 233V232H176ZM225 233V232H224ZM92 235H93V233H91ZM164 233L163 232H161V234L160 235H157L158 236V239L163 235ZM179 234V233H178ZM184 233H182V235H183ZM209 234H211V233H209ZM213 234H214V232H213ZM216 234V233H215ZM221 234V233H220ZM236 234H237V232H236ZM236 234H234V235H236ZM245 234V233H244ZM165 235H167V236H169L168 235V233H166ZM181 235V236H182ZM187 235V234H186ZM242 235V234H241ZM47 236V235H46ZM46 236H45V238H46ZM171 236V235H170ZM170 236H169V238H170ZM177 236V235H176ZM181 236H180V238H181ZM184 236V235H183ZM197 236V235H196ZM202 236V237H203ZM238 236H240V235H238ZM42 237V236H41ZM48 237H50V236H48ZM164 237V236H163ZM192 237V236H191ZM215 237V236H214ZM233 237V236H232ZM231 237V238H232ZM171 238H173V237H171ZM176 238V237H175ZM157 239V238H156ZM155 239V240H156ZM177 239H178V237H177ZM190 239V238H189ZM238 239V238H237ZM131 240V239H130ZM145 240H146V238H145ZM162 240V239H161ZM161 240H160V242H161ZM179 240H181V239H179ZM47 241H48V239H47ZM181 241H183V240H181ZM180 241V242H181ZM244 241V240H243ZM50 242H51V240H50ZM159 242V243H160ZM171 242V241H170ZM180 242H178V244L180 245ZM187 242V241H186ZM188 242H189V240H188ZM220 242V241H219ZM158 243V244H159ZM166 243V242H165ZM173 243V242H172ZM177 243V242H176ZM175 243V244H176ZM181 243H184V241L183 242H181ZM243 243V242H242ZM46 244V243H45ZM48 244H51V243H49V241H48ZM52 244H55V243H52ZM51 244V245H52ZM78 244V245H79ZM106 244H108V245H106ZM144 244V243H143ZM146 244V243H145ZM162 244V243H161ZM168 244H169V242H168ZM175 244L173 245V248H174V246H175ZM178 244H176V245H178ZM112 245V246H111ZM160 245V244H159ZM171 245V244H170ZM179 245H178V247H179ZM53 246V245H52ZM147 246V245H146ZM161 246H163V245H161ZM168 246V245H167ZM166 246V247H167ZM51 247V246H50ZM54 247V246H53ZM56 247V246H55ZM54 247V248H55ZM230 247V246H229ZM228 247V248H229ZM236 247V246H235ZM242 247V246H241ZM164 247H162V249H163ZM176 248H177V246L174 248V250L176 251ZM182 248V247H181ZM227 248V247H226ZM225 248V249H226ZM161 249V248H160ZM177 249H179V248H177ZM205 249V248H204ZM232 249V248H231ZM242 249V248H241ZM45 250L46 251H48V252H50V251H52V252H54L53 251V249H51V248H49V246L47 247H45ZM58 250H62V251H64L65 253L66 252H68L69 251V248H64V249H58ZM108 250V251H109ZM129 250H131V249H129ZM173 250V249H172ZM180 250H183V249H180ZM235 250H237V252L239 251L238 250V248L237 249H235ZM234 250V251H235ZM115 251V250H114ZM170 251V250H169ZM169 251H167V252H169ZM179 251V250H178ZM177 251V253H179ZM51 252V253H52ZM59 251H56V253H58ZM63 252V253H64ZM94 252H95V250H94ZM136 252V251H135ZM173 252V251H172ZM182 252V251H181ZM232 252V250H230V249H228V250H226L225 252H223L222 253V255H224L225 257L228 255V254H230ZM109 253V252H108ZM174 253V252H173ZM219 253V252H218ZM217 253V254H218ZM221 253V252H220ZM233 253V252H232ZM231 253V254H232ZM241 252H239L238 253V255H241L240 254ZM245 253V252H244ZM53 254V253H52ZM55 254V253H54ZM59 254V253H58ZM132 254V253H131ZM130 254V255H131ZM170 254V253H169ZM181 254V253H180ZM182 254H184V252L182 253ZM186 254V253H185ZM185 254H184V256H185ZM214 254V253H213ZM212 254V255H213ZM230 254V255H231ZM235 254H237L236 253V251L234 252V255ZM171 255V254H170ZM209 255V254H208ZM25 256H27L26 254H25ZM173 256V255H172ZM174 256H177V255H174ZM183 256V257H184ZM211 256V255H210ZM209 256V257H210ZM221 256V255H220ZM229 256V255H228ZM227 256V257H228ZM243 256V255H242ZM169 257V256H168ZM178 257H179V255H178ZM186 257V256H185ZM192 257V256H191ZM233 257H235V256H233ZM233 257H232V259H233ZM246 257V256H245ZM175 258V260L177 259V257H174ZM187 258V257H186ZM200 258V257H199ZM218 258V256L216 257V256H211V260H215V259H217ZM236 258V257H235ZM235 258L233 259V261H235ZM244 258V257H243ZM248 258V257H247ZM188 259H190V258H188ZM192 259V261L194 260L193 259V257L191 258ZM190 259V260H191ZM197 259V258H196ZM195 259V260H196ZM208 259V258H207ZM223 259V258H222ZM232 259H231V261H232ZM237 260L239 259V257L238 258H236ZM26 260H27V258H26ZM187 260V259H186ZM198 260V259H197ZM220 260V259H219ZM229 260V259H228ZM242 260V259H241ZM244 260V259H243ZM247 260V259H246ZM93 261V260H92ZM180 261V260H179ZM181 261H183V259H181ZM181 261H180V263H181ZM185 261V260H184ZM199 261V260H198ZM217 261H218V259H217ZM217 261H212V262H215V263H217ZM224 261V260H223ZM222 260L220 261L221 263L223 262ZM227 261V260H226ZM226 261H225V263H226ZM23 262H24V259L22 258V264H23ZM177 262V261H176ZM176 262H175V264H176ZM197 262V261H196ZM206 262H211V261H206ZM205 262V263H206ZM220 262H218V263H220ZM228 262V261H227ZM36 263V262H35ZM163 262H161V264H162ZM171 263H173V262H171ZM188 263V262H187ZM191 263V262H190ZM234 263V262H233ZM235 263H236V261H235ZM241 264H242V262H240ZM27 264H29V263H27ZM174 264V263H173ZM186 264V263H185ZM193 264V263H192ZM194 264H196V263H194ZM200 264H202L201 262H200ZM227 264V263H226ZM228 264H229V262H228ZM261 264V263H260Z\"/></svg>",
	"mask_w": 264,
	"mask_h": 264
}]
</instances>
